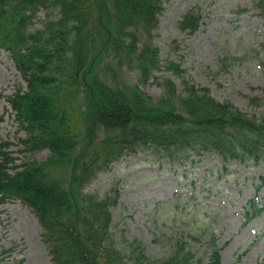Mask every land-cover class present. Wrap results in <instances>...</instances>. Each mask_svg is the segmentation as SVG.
<instances>
[{
    "label": "trees",
    "instance_id": "trees-1",
    "mask_svg": "<svg viewBox=\"0 0 264 264\" xmlns=\"http://www.w3.org/2000/svg\"><path fill=\"white\" fill-rule=\"evenodd\" d=\"M164 1L0 0V49L26 83L7 97L25 133L26 158L14 164L18 158L0 145V204L16 198L31 210L51 264H222L209 224L195 219L185 234L160 235L156 241L169 249L150 256L140 240L114 229L116 187L104 195L83 192L115 161L136 154L172 166L203 155L264 162V111L249 114L207 86L183 79L178 87L171 77L158 80L163 93L154 100L139 83L108 84L97 73L106 54L137 68L142 84L160 69L153 38ZM42 9L55 10L56 18L30 31ZM201 21L192 8L178 26L194 33ZM164 66L183 72L173 61ZM251 99L264 109V91ZM43 149L49 153L37 162L32 155ZM245 208L249 222L264 204L251 199ZM201 240L205 250L197 255L192 246Z\"/></svg>",
    "mask_w": 264,
    "mask_h": 264
},
{
    "label": "rangeland",
    "instance_id": "rangeland-1",
    "mask_svg": "<svg viewBox=\"0 0 264 264\" xmlns=\"http://www.w3.org/2000/svg\"><path fill=\"white\" fill-rule=\"evenodd\" d=\"M262 3L166 0L153 38L159 49L160 69L142 84L137 68L118 66L114 57L106 54L97 73L108 84L139 83L154 100L163 93L158 83L161 77H171L178 87L185 79L207 86L219 100L261 115L263 107L251 98L264 91ZM192 8L201 13L202 21L196 32L188 33L178 23ZM36 15L30 31L41 28L49 18L55 19L56 11L42 9ZM168 61L179 64L183 72L178 75L165 69ZM19 87L25 89L26 83L9 52L0 49V145L19 159L14 164L26 158L20 142L25 133L7 99ZM48 153L39 150L32 158L41 162ZM263 175L264 162H223L216 155H203L172 166L154 161L152 155L136 154L115 161L84 186L83 192L104 195L116 187L119 198L111 210L114 229L140 240L150 256L165 255L169 249L156 241L160 235L185 234L189 222L198 219L196 223L209 224L214 230L222 264H264V208L249 222L243 218L248 201L264 204ZM40 234L35 216L20 200L8 198L0 204V264H19V260L23 264H51ZM192 249L202 255L205 241L195 242Z\"/></svg>",
    "mask_w": 264,
    "mask_h": 264
}]
</instances>
